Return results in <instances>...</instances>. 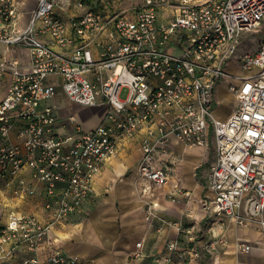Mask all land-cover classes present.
<instances>
[{
  "label": "built area",
  "instance_id": "obj_1",
  "mask_svg": "<svg viewBox=\"0 0 264 264\" xmlns=\"http://www.w3.org/2000/svg\"><path fill=\"white\" fill-rule=\"evenodd\" d=\"M28 1L0 0V192L35 197L40 184L45 217L15 210L0 216V261L80 264L54 247L44 260L38 252L51 245L52 225L84 210L101 165L142 129L140 178L160 185L170 176L171 159L160 157L170 136L211 144L206 219L254 225L264 236V39L238 56L239 73L226 71L241 34L261 26L264 0H139L127 7L118 0ZM219 85L234 98L225 117L214 109ZM60 94L104 108L101 122L85 130L75 115L60 121L53 102ZM59 126L71 128L60 133ZM146 206L147 219L179 231L153 264L200 257L191 229ZM210 223L206 248L215 252L228 241ZM236 249L249 246L237 241Z\"/></svg>",
  "mask_w": 264,
  "mask_h": 264
},
{
  "label": "crops",
  "instance_id": "obj_2",
  "mask_svg": "<svg viewBox=\"0 0 264 264\" xmlns=\"http://www.w3.org/2000/svg\"><path fill=\"white\" fill-rule=\"evenodd\" d=\"M16 52L22 63L29 62L25 49L19 48ZM219 89L224 88L219 85L217 91ZM4 94V87L0 86V99ZM216 98L218 102V93ZM53 102L59 106V120L62 122L72 114L81 122L83 129L89 130L102 120V107L86 108L71 104L62 94ZM233 104L228 112L218 108L215 111L225 117ZM95 112L99 113L96 122L88 125L86 122ZM70 128L59 126V132L64 133ZM143 134L145 129L125 138L114 156L101 165L84 210L50 227L51 245L41 247L38 252L40 260H44L54 247L74 256L80 264H153L154 255L162 252L168 241L176 240L179 231L177 226L163 224L154 218L147 219L146 205L151 203L155 215L192 230L200 257L188 264H264V236L254 225L239 227L226 218L206 219L203 198L208 193L207 174L215 160L213 146L190 145L170 136L160 157L171 159L173 170L166 181L154 185L140 178L136 171ZM12 138L15 139V132ZM23 175L30 180L28 171ZM37 187L35 197L21 199L13 197L10 189L1 191L0 216L15 210L44 219L42 187L40 184ZM211 221H214L215 235L222 234L228 241L226 246H219L215 252L206 248L212 237L209 231ZM237 241L244 242L249 249L237 252ZM0 264H19V258L11 262L0 261ZM172 264H178L177 259Z\"/></svg>",
  "mask_w": 264,
  "mask_h": 264
},
{
  "label": "rangeland",
  "instance_id": "obj_3",
  "mask_svg": "<svg viewBox=\"0 0 264 264\" xmlns=\"http://www.w3.org/2000/svg\"><path fill=\"white\" fill-rule=\"evenodd\" d=\"M139 2V0H118V5L122 6V7H127V6H131V5H137V3ZM32 4V0L28 1L26 6H30ZM241 44L237 49L236 55L233 58V61L236 62V59L238 58V56L242 53H247L250 51H255L258 46H259V42L264 39V19L261 23V26L256 29V30H252L250 32H243L241 34ZM127 89L123 88L121 90V97L124 98L127 94ZM228 92V90L226 91ZM217 93L219 94V90L217 91ZM229 93V92H228ZM226 95H230L226 94ZM72 104V103H71ZM222 109L220 107V102L218 101L217 104L214 105V109ZM97 116H99L98 112H95L94 114H92V118L86 122L88 125H91L93 123L96 122L97 120ZM229 221V220H227ZM236 249V248H235ZM237 252H240V250L236 249Z\"/></svg>",
  "mask_w": 264,
  "mask_h": 264
},
{
  "label": "bare ground",
  "instance_id": "obj_4",
  "mask_svg": "<svg viewBox=\"0 0 264 264\" xmlns=\"http://www.w3.org/2000/svg\"><path fill=\"white\" fill-rule=\"evenodd\" d=\"M226 71L227 73H239L240 70L237 67V64L235 61L231 60L228 64V66L226 67ZM228 93H226V91L224 89H219V94H218V100L220 102V106L222 108V110L224 112H228L233 104V96L230 95H226ZM253 232V231H251Z\"/></svg>",
  "mask_w": 264,
  "mask_h": 264
}]
</instances>
